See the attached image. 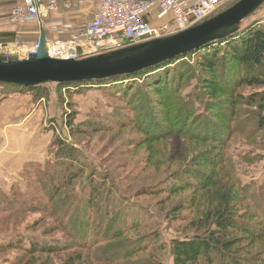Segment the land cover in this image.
Listing matches in <instances>:
<instances>
[{
    "label": "rangeland",
    "instance_id": "rangeland-1",
    "mask_svg": "<svg viewBox=\"0 0 264 264\" xmlns=\"http://www.w3.org/2000/svg\"><path fill=\"white\" fill-rule=\"evenodd\" d=\"M248 23L264 30V4L241 25ZM29 26L37 28L27 23L18 28ZM193 57L170 66L172 72L182 63L193 69ZM196 79L193 74L184 80L177 105H172L175 114L168 117L156 108L157 114L151 111L156 96L148 90L124 100L112 84L63 88L51 83L24 93L0 86V194H5L0 198L13 197L20 209L0 210V245L22 242L20 248L0 253V264H173L169 242L194 236L186 227L203 215L209 194L192 192L189 185L175 193V187L155 192L169 175L187 171L188 181L202 176L193 180L196 185L209 177L230 187L236 183L241 192L263 189L264 125L258 119L264 117V86L240 90L258 101L241 105L233 118L239 133L233 131L225 141L227 168L219 144L182 134L186 126L201 135L211 133L204 120L208 116L211 127L229 130L210 117L201 98L195 101ZM147 117L171 127L152 128ZM71 171L77 177L58 194L56 186ZM91 182L99 191L93 204L87 195ZM184 203L188 210L178 212ZM239 205L238 211H255L244 200ZM249 222L264 227L261 216ZM230 236L238 239L239 234ZM29 243L39 250H30ZM246 243L240 238L235 248ZM251 244L245 254L263 252L264 231Z\"/></svg>",
    "mask_w": 264,
    "mask_h": 264
},
{
    "label": "trees",
    "instance_id": "trees-1",
    "mask_svg": "<svg viewBox=\"0 0 264 264\" xmlns=\"http://www.w3.org/2000/svg\"><path fill=\"white\" fill-rule=\"evenodd\" d=\"M191 55H194L195 66H192L193 69H187L182 63L181 67L177 69V73L174 74L171 68L174 67L175 63ZM181 73L183 75H180ZM193 74H197L196 89L199 92L195 101L201 98L203 100L202 103L207 105L210 117H214L215 120L227 124L229 130L222 133V131H224L223 129L211 127V123L208 124V116L204 117V120L205 124L211 128V133L201 135V133L191 131V129H188L186 126L182 134L184 137H192L196 139V141L208 140L209 142L219 144L221 150L218 152L220 155L219 157L228 168V161L225 160V152L228 147L226 145V140L228 139L227 136L229 135L230 137V135L234 133L233 131H235L233 127V118L239 112V107L241 105H250L253 101H258L256 95H253L254 97L246 96L245 92H240V90L264 86V30L257 24L248 23L245 26L240 25L239 32L227 39L210 43L197 51L134 75H125L104 81L82 82L67 85L57 84V86L64 88L71 85L74 87H81L97 83L112 84V90L120 94L121 98L125 96L123 97L124 100H127L130 96L132 97L139 89L143 91L148 90L156 96L152 99L153 105L151 111L157 114L154 109L156 108L159 114L163 112L162 115L168 117L169 114H175L172 105H177L176 103L178 98H180L184 80ZM178 75H180L181 78H179ZM184 77L185 79H183ZM4 85L5 84H2L0 86L4 87ZM40 86L24 88L9 85L10 88L17 89L19 92L23 93L27 91L32 92L35 89H39ZM219 97L223 98L222 100L225 101L219 103L217 101ZM204 100H206V102H204ZM222 104L226 106L222 107ZM260 105L261 103H259V106ZM166 107H168L169 111H166ZM223 109L225 111H223ZM189 116L190 115H188L187 118ZM146 120H148V126L152 128L158 127L163 129L165 126L171 127L170 123H161L159 120L160 124L151 117L145 118V121ZM258 123L259 126L264 125L263 116L258 119ZM224 125H222V127ZM206 130L209 131V129ZM169 131L168 129V132ZM174 131L175 130H173V132ZM200 160L208 161L205 157H202ZM214 163L215 159H212L210 165ZM187 174L189 175L190 173L187 171H181L178 175L172 173L161 183V186L159 185L160 187L157 186L158 188H154L155 192H157L161 190L169 191L172 187H175L173 189V191L175 190L173 193H175L180 190H186L191 186L192 192L207 191L209 194V197L205 199V204L204 202L202 204L203 208L201 213L203 215L191 221L186 227L194 233V236L183 238L182 240L175 239L169 242L173 264H264V251L254 255L244 253L249 249L250 245H252L251 242L259 238L264 231V227H257L249 222V219H253L255 216H261L264 219V188L260 191H256V193H249L248 191L241 192L240 188L236 186V183H231L232 186L230 187L224 185L222 182L217 184L215 179L212 181L209 177L196 185L193 180L196 179L199 182L203 179L202 176L195 178L193 176V178L191 177L190 181H188ZM76 177L73 171L66 173L64 180L56 186L55 192L59 194L60 191L67 187ZM169 182H172L170 183L172 185H168ZM88 189V201L89 204H93L99 191L93 182L90 183ZM234 189L240 194L237 195ZM141 194L147 195L148 193ZM1 195L5 194H0V196ZM10 198L12 199H8L6 196L0 198V210L6 212L20 211L13 197ZM242 200L248 202V204L254 208V213L246 208L240 211L237 210ZM191 203H194L195 206L197 200L193 199ZM185 204L187 203L179 205L177 211L182 212L188 210L185 208ZM184 220L185 219H183V221ZM79 232L80 230L77 228L78 236ZM235 232L239 234L238 239H233L230 236V233ZM69 237L73 236L69 235ZM240 238H244L245 243H247L246 245H240L236 249L235 245H238ZM21 244L22 242L19 241L16 243L11 242V245L10 243H8V245H0V253L8 250V248H20ZM29 244L30 250H39V247L36 245ZM142 264L156 263L145 262Z\"/></svg>",
    "mask_w": 264,
    "mask_h": 264
},
{
    "label": "built area",
    "instance_id": "built-area-1",
    "mask_svg": "<svg viewBox=\"0 0 264 264\" xmlns=\"http://www.w3.org/2000/svg\"><path fill=\"white\" fill-rule=\"evenodd\" d=\"M237 0H76L79 6L95 3L96 12L84 28L68 40L46 42L52 59L78 61L108 54L126 47L162 39L202 23ZM58 0H15L9 15L0 20V32L16 31L24 24L39 23L54 14ZM59 31L58 34H62ZM128 44H124L125 40ZM39 41L22 44L0 41V59H27L36 56Z\"/></svg>",
    "mask_w": 264,
    "mask_h": 264
},
{
    "label": "water",
    "instance_id": "water-1",
    "mask_svg": "<svg viewBox=\"0 0 264 264\" xmlns=\"http://www.w3.org/2000/svg\"><path fill=\"white\" fill-rule=\"evenodd\" d=\"M263 4L264 0H238L212 18L175 35L78 61L50 58L41 29L36 56L0 59V84L33 88L46 83L67 85L134 75L237 34L242 22ZM128 43L126 39L124 44Z\"/></svg>",
    "mask_w": 264,
    "mask_h": 264
},
{
    "label": "crops",
    "instance_id": "crops-1",
    "mask_svg": "<svg viewBox=\"0 0 264 264\" xmlns=\"http://www.w3.org/2000/svg\"><path fill=\"white\" fill-rule=\"evenodd\" d=\"M15 0H0V20L5 19L10 8ZM96 12L95 3L85 6H79L76 0H58V9L54 14L47 17L42 16L39 23H36L37 28L29 26V29L16 31L13 27L5 28L0 32V41L13 42L17 40L20 43L32 44L39 41L41 37V29L44 32L46 42L56 40L70 39L74 31L82 29L93 18ZM62 31V34H58ZM18 58L12 57L10 60Z\"/></svg>",
    "mask_w": 264,
    "mask_h": 264
}]
</instances>
